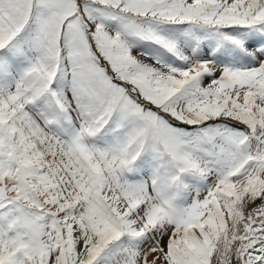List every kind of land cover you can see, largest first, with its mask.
I'll return each instance as SVG.
<instances>
[{
	"label": "snow or ice",
	"instance_id": "snow-or-ice-1",
	"mask_svg": "<svg viewBox=\"0 0 264 264\" xmlns=\"http://www.w3.org/2000/svg\"><path fill=\"white\" fill-rule=\"evenodd\" d=\"M0 264H264V0H0Z\"/></svg>",
	"mask_w": 264,
	"mask_h": 264
}]
</instances>
